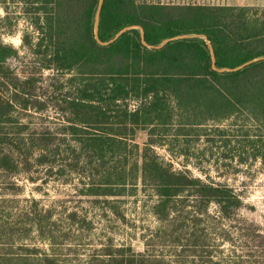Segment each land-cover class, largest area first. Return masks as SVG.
Returning a JSON list of instances; mask_svg holds the SVG:
<instances>
[{"label": "trees", "instance_id": "obj_1", "mask_svg": "<svg viewBox=\"0 0 264 264\" xmlns=\"http://www.w3.org/2000/svg\"><path fill=\"white\" fill-rule=\"evenodd\" d=\"M100 1L12 0L38 36L23 38L35 69L23 74L11 65L19 50L0 34V264H73L58 253L54 212L36 198L21 200L15 180L38 168L59 173L60 165L91 177V195L118 215L113 197L141 186L159 223L144 251L107 244L79 264H264V230L242 216L240 194L178 170L156 149L173 137L190 157L192 142L227 133L222 126L231 122L251 157L264 161V14L104 0L102 45L95 34ZM132 27L154 47L191 37L151 49L131 29L112 41ZM201 36L224 71L213 68ZM47 72L54 75L46 80ZM31 112L42 126L24 122L21 113ZM141 130L148 132L143 146L134 143ZM70 218L77 221L75 213Z\"/></svg>", "mask_w": 264, "mask_h": 264}, {"label": "rangeland", "instance_id": "obj_2", "mask_svg": "<svg viewBox=\"0 0 264 264\" xmlns=\"http://www.w3.org/2000/svg\"><path fill=\"white\" fill-rule=\"evenodd\" d=\"M4 1L7 2L8 9L6 11L0 5V34L6 44H12L20 52V58L11 61V65L18 72L31 74L33 70L35 71L33 56L24 46L23 38L28 33L35 40L38 34L23 16L22 6L15 5L12 0ZM139 1L168 6L198 4L248 7L258 10L260 15L264 14V0ZM53 75L54 73L47 72L44 77L47 80ZM53 112L49 111L46 114L51 118H57ZM21 117L31 127L42 126L43 120L39 114L21 113ZM230 124L231 122H227L222 126L227 132L223 135L210 132V135L201 141L192 142L190 157L179 154L185 148L173 137H168L169 146L156 149L162 158L172 162L178 170L188 169L195 177L234 188L244 200L242 216L264 230V161L251 157V151L241 144L244 137L236 128H230ZM147 141L148 132L144 130L138 131L134 137V143L140 146ZM57 169L60 172L53 175L48 174L45 168L36 169L30 176L34 178L33 182L25 175L15 180L22 187L19 193L21 200L36 198L42 206L54 212L56 228L61 236V245L57 250L63 260L73 264L85 263L107 244L116 247L132 246L137 252L144 251L147 238L159 226L152 211L154 199L145 189L141 186L127 188L121 191V195L113 197V202L120 213L118 215L104 203L102 197L91 195L89 189L93 182L91 177L64 171L65 167L62 165ZM4 182V179H0V184ZM71 213L77 215V221L70 218ZM32 243L37 244L38 241L34 239Z\"/></svg>", "mask_w": 264, "mask_h": 264}, {"label": "water", "instance_id": "obj_3", "mask_svg": "<svg viewBox=\"0 0 264 264\" xmlns=\"http://www.w3.org/2000/svg\"><path fill=\"white\" fill-rule=\"evenodd\" d=\"M103 1H104V0H101V1H100V6H99V9H98V12H97V16H96L95 34H96V38H97V40L100 42V44L105 45L104 43H102V42L99 40V37H98V33H99L100 12H101V7H102V4H103ZM131 29H139V30L141 31V35H142V43H143V45L146 46V47H148V48H151V49H153V48H155V49H159V48H162L163 46H165L168 42L176 41V40H179V39H183V38H189V37H191V36H178V37H174V38H172V39H169V40L164 41L160 46L154 47V46H150V45H148L147 42L145 41V34H144V30H143L142 28H140V27H132V28H126V29L122 30L119 34H117V36H116L112 41L118 39L122 34H124L125 32H127L128 30H131ZM201 37H203V38L206 40V43H207V45H208L209 48H210L211 55H212L213 68H214L215 70H218V71H224V70H219V69L216 67V57H215L214 48H213L211 42H210L205 36H201ZM112 41H111V42H112ZM253 62H255V61L248 62L247 64H245V65H243V66H241V67H238V68L235 69V70L242 69L243 67H245V66H247V65H249V64H251V63H253ZM225 70H227V71H232V70H230V69H225Z\"/></svg>", "mask_w": 264, "mask_h": 264}]
</instances>
